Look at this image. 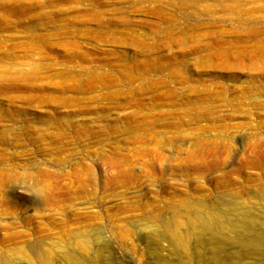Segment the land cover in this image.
Masks as SVG:
<instances>
[{
    "label": "rangeland",
    "instance_id": "374dc122",
    "mask_svg": "<svg viewBox=\"0 0 264 264\" xmlns=\"http://www.w3.org/2000/svg\"><path fill=\"white\" fill-rule=\"evenodd\" d=\"M43 259L264 264V0H0V264Z\"/></svg>",
    "mask_w": 264,
    "mask_h": 264
},
{
    "label": "bare ground",
    "instance_id": "6f19581e",
    "mask_svg": "<svg viewBox=\"0 0 264 264\" xmlns=\"http://www.w3.org/2000/svg\"><path fill=\"white\" fill-rule=\"evenodd\" d=\"M226 53V52H225ZM214 54V53H213ZM217 56V55H216ZM6 134V133H5ZM147 139V138H146ZM80 246L83 250H86L87 248H90V241L88 239H83L82 241H80ZM47 258V257H46ZM48 259V258H47ZM43 264L45 263V260L43 259Z\"/></svg>",
    "mask_w": 264,
    "mask_h": 264
}]
</instances>
